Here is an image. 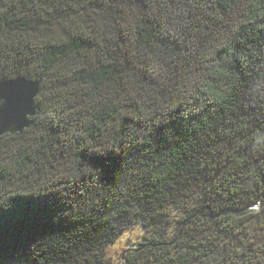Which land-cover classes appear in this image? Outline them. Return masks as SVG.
<instances>
[{
  "label": "trees",
  "instance_id": "1",
  "mask_svg": "<svg viewBox=\"0 0 264 264\" xmlns=\"http://www.w3.org/2000/svg\"><path fill=\"white\" fill-rule=\"evenodd\" d=\"M0 264H264V0H0ZM259 166L257 165V161Z\"/></svg>",
  "mask_w": 264,
  "mask_h": 264
},
{
  "label": "water",
  "instance_id": "2",
  "mask_svg": "<svg viewBox=\"0 0 264 264\" xmlns=\"http://www.w3.org/2000/svg\"><path fill=\"white\" fill-rule=\"evenodd\" d=\"M40 85L41 78L23 75L0 80V135L21 132L34 123Z\"/></svg>",
  "mask_w": 264,
  "mask_h": 264
},
{
  "label": "rangeland",
  "instance_id": "3",
  "mask_svg": "<svg viewBox=\"0 0 264 264\" xmlns=\"http://www.w3.org/2000/svg\"><path fill=\"white\" fill-rule=\"evenodd\" d=\"M147 234L140 221L127 227L112 243L106 246L108 264H125L130 249L137 248Z\"/></svg>",
  "mask_w": 264,
  "mask_h": 264
}]
</instances>
